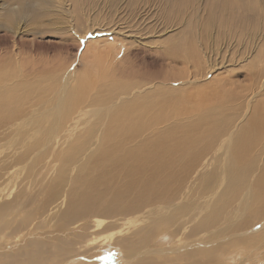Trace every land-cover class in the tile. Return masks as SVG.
I'll list each match as a JSON object with an SVG mask.
<instances>
[{
  "label": "bare ground",
  "instance_id": "obj_1",
  "mask_svg": "<svg viewBox=\"0 0 264 264\" xmlns=\"http://www.w3.org/2000/svg\"><path fill=\"white\" fill-rule=\"evenodd\" d=\"M3 3L0 264H264V28L239 25L264 1L173 0L162 41L113 29L60 69L17 60L63 0Z\"/></svg>",
  "mask_w": 264,
  "mask_h": 264
},
{
  "label": "rangeland",
  "instance_id": "obj_2",
  "mask_svg": "<svg viewBox=\"0 0 264 264\" xmlns=\"http://www.w3.org/2000/svg\"><path fill=\"white\" fill-rule=\"evenodd\" d=\"M4 1L5 0H0V5L4 4L3 3ZM15 1L17 2V0H15ZM64 1H66V2H64ZM71 1L74 3V5L76 7L72 6L73 3H71ZM76 1L75 0L74 1L73 0H63L62 4H64V5H59L62 9L56 10L57 12L53 11L54 13H56V17L54 15L53 18H56V19L59 18L58 23H57L58 25L52 24V22L54 21L52 18L53 14L50 15V13H48V12L46 13L47 15H43L42 17L39 16L40 19H35V17L33 16L34 20H32V19H31L32 21L29 20L30 22H32L33 26L35 24V27H36L35 29L40 27L39 28L40 34H38L39 33L38 32L37 34H35V36H31L29 33H27V34L22 36L23 39H20V45L18 46L20 48V52H19L20 54H18V56H20V58L18 57V59H20V60H17V61H19L20 64L22 62V65L25 64V66H27L26 63L28 62L29 64L28 63L27 64L29 66L31 63H33L36 65V67H40V66L41 67L42 66L48 67L49 66L51 68L60 69L63 65L67 64L68 61L71 59L73 47L75 44L78 45V48H77V49H79L78 53L79 52L82 53V51H83V56L85 55V52H84L85 47H84L83 42L85 39H89L90 37L91 38L98 37V38L108 39L109 41H111L113 39V37H115L114 33H112L113 29L115 30V29L123 28V30L127 31V30H130V28H134L136 26L140 27V28H144L145 25L147 24V22H151V24H156V27L159 28V30L161 29L162 31L152 32L151 34L148 33L146 40H152V41L157 40V43H158V42H160L161 38L163 39L164 37L169 35L172 31L175 32V31L181 29L180 26L182 25L181 16H179L180 18H178L173 13V10H175V12H176V8L172 7L174 5L172 3L173 0H89V1L88 0H83V1L78 0V2H76ZM262 1H264V0H262ZM110 4H111V6H110ZM83 5H84V7H83ZM59 6H58V8H60ZM67 6H69V7H67ZM253 6L256 7V4L253 3ZM255 7H253L254 8L253 11H252V9H250L252 12V15L248 19L251 20V18H252V20L251 21H249L248 19L247 20L246 19L241 20V22L239 21V25L244 27L243 30L245 32L247 30H249V32H250L251 29L253 30V29H255V26H257V29L259 30V31L258 30L257 31L259 33L256 31V33H255L256 36H253L252 40L257 39V41H258L261 39V36L263 35V32L261 33V30L259 28H264V21H261L260 13H258V11H256L257 9ZM67 9H69V12L67 11ZM65 10H66V12H65ZM190 10H192V9H190ZM190 10H188V12ZM192 11L189 12L190 15L192 14L191 13ZM1 12H3L2 8H0V16L3 19V13L1 14ZM78 13H80V16H78L79 15ZM61 14H62L63 18L61 16ZM48 15H50V16H48ZM69 15L71 16L70 18H69ZM97 15H98V17H97ZM258 15H259V17H258ZM74 16H75V18H74ZM88 16H90V17H88ZM165 16H166V18H165ZM175 16L177 18L176 20L174 19ZM255 16H257V18L254 19L256 22L253 20V17H255ZM86 17H88V18H86ZM167 17L171 18V19L173 18V21L174 20L175 21L173 22L171 19L168 21ZM36 18H38V17H36ZM84 18H86V19L84 20ZM133 18H135V19H133ZM163 18H164V20L162 21ZM73 19L75 22L73 21ZM92 19H94L95 22ZM69 20H70V22H69ZM177 20H179V21H177ZM0 21H1V18H0ZM242 22H243V24H242ZM164 25L166 27H164ZM246 25H249V26H246ZM28 26H31V25H28ZM174 27L176 28V30H174ZM60 28L62 29L61 33L56 31V30H59ZM152 28L154 30V27H152ZM164 29H167V30H164ZM168 31L170 32L169 34H167ZM1 32L2 31H0V33ZM56 32H58V33H56ZM91 32H93V33H91ZM65 33H66V35H65ZM1 35H3V32L0 34V37H1ZM254 37H256V38H254ZM162 39H161V41H162ZM232 44H233V46H232ZM36 45H38V47L40 49L39 51H36V48H37ZM230 45H231L230 48L235 47L236 41L234 40ZM65 46H67V47H65ZM1 47H3V45L0 44V48ZM33 48H35V49H33ZM69 49H70V51H69ZM41 50H43V51H41ZM23 53H24V57H23ZM35 54H37L39 57H41L42 60L41 59H39L38 61L34 60ZM12 57H15L14 54H12ZM32 58H33V60H32ZM23 59H25L24 61L26 63L24 61H22ZM27 59H28V61H27ZM34 61H36L37 63L36 62L34 63ZM93 61H95V60H93ZM73 64L76 67L78 66V68L81 67L80 64H78V63L76 64L73 62ZM99 68H100V70L104 69L105 72H106V70L111 69V68H107L104 65L100 66ZM34 69H35V67H34V65H32V70H34ZM239 71L240 72H238L236 77H238L240 79V78H242L241 74L243 73V71L242 70H239Z\"/></svg>",
  "mask_w": 264,
  "mask_h": 264
}]
</instances>
